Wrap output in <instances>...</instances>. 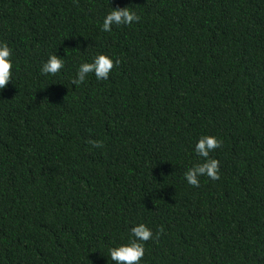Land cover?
<instances>
[{
    "label": "trees",
    "instance_id": "1",
    "mask_svg": "<svg viewBox=\"0 0 264 264\" xmlns=\"http://www.w3.org/2000/svg\"><path fill=\"white\" fill-rule=\"evenodd\" d=\"M0 41V264H115L140 223V264H264V0H0ZM101 53L121 63L74 85ZM204 135L220 178L193 187Z\"/></svg>",
    "mask_w": 264,
    "mask_h": 264
},
{
    "label": "clouds",
    "instance_id": "2",
    "mask_svg": "<svg viewBox=\"0 0 264 264\" xmlns=\"http://www.w3.org/2000/svg\"><path fill=\"white\" fill-rule=\"evenodd\" d=\"M140 16L129 6L123 8H113L103 22L102 31L110 32L112 25H131L138 22ZM12 49L6 41H0V90L7 87L12 81ZM121 60L114 59L108 54L101 53L97 55L92 62L82 63L77 71V77L72 81L74 85L79 86L84 83L89 73H94L98 80H107L114 67L119 65ZM65 66V61L61 56L52 54L43 64L41 73L44 75H55ZM94 147H103L102 142L89 140ZM223 141L214 135L201 136L195 145V152L203 158L202 162L195 164L185 172V178L188 184L193 187H199V177L207 176L211 180L220 178V161L210 157V153L220 148ZM163 227L156 232V238L163 233ZM131 239L127 243L113 247L109 250L110 258L115 264H140L145 256V242L153 238L152 229L145 223H140L131 228Z\"/></svg>",
    "mask_w": 264,
    "mask_h": 264
}]
</instances>
